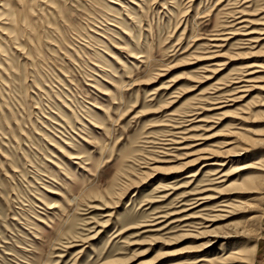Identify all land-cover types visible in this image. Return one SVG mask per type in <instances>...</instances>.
I'll return each mask as SVG.
<instances>
[{
  "label": "rangeland",
  "instance_id": "obj_1",
  "mask_svg": "<svg viewBox=\"0 0 264 264\" xmlns=\"http://www.w3.org/2000/svg\"><path fill=\"white\" fill-rule=\"evenodd\" d=\"M0 264H264V0H0Z\"/></svg>",
  "mask_w": 264,
  "mask_h": 264
},
{
  "label": "bare ground",
  "instance_id": "obj_2",
  "mask_svg": "<svg viewBox=\"0 0 264 264\" xmlns=\"http://www.w3.org/2000/svg\"><path fill=\"white\" fill-rule=\"evenodd\" d=\"M215 40V39H214ZM248 68V67H247ZM249 68H250V66H249ZM250 74H252V73H249V72H247L246 73V75H244L242 78H237L238 80H236V81H234L233 83H239V84H243V85H241V86H239V87H237L238 89V92H243V93H245L244 91H246L245 89H247L248 88V85H246V83H249V82H252L250 79H249V76H250ZM238 84V85H239ZM249 90V89H248ZM237 92V93H238ZM237 93H233V94H237ZM237 98V97H236ZM235 98V99H236ZM233 99V98H232ZM229 101V100H228ZM218 103H222V102H218ZM217 108H221V107H217ZM190 176H192V175H190Z\"/></svg>",
  "mask_w": 264,
  "mask_h": 264
}]
</instances>
